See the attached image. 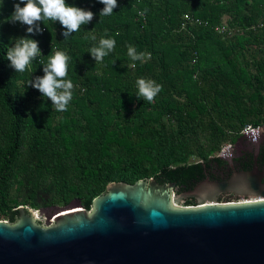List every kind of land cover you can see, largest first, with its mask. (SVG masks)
Returning <instances> with one entry per match:
<instances>
[{
    "label": "trees",
    "instance_id": "16d2710c",
    "mask_svg": "<svg viewBox=\"0 0 264 264\" xmlns=\"http://www.w3.org/2000/svg\"><path fill=\"white\" fill-rule=\"evenodd\" d=\"M66 2L93 20L66 40L58 21H43L28 37L43 57L23 73L6 59L27 35L5 22L19 0L0 7V221L12 224L21 206L90 211L111 183L216 159L244 126L264 128V0H117L102 17L98 0ZM101 38L115 47L95 62L89 50ZM129 46L144 57L133 60ZM51 49L71 57L65 111L27 85ZM140 78L162 85L152 102L137 98Z\"/></svg>",
    "mask_w": 264,
    "mask_h": 264
},
{
    "label": "water",
    "instance_id": "95a60500",
    "mask_svg": "<svg viewBox=\"0 0 264 264\" xmlns=\"http://www.w3.org/2000/svg\"><path fill=\"white\" fill-rule=\"evenodd\" d=\"M92 209H55L46 227L19 207L0 221V264H264V128L216 159L111 183Z\"/></svg>",
    "mask_w": 264,
    "mask_h": 264
},
{
    "label": "clouds",
    "instance_id": "9594fccd",
    "mask_svg": "<svg viewBox=\"0 0 264 264\" xmlns=\"http://www.w3.org/2000/svg\"><path fill=\"white\" fill-rule=\"evenodd\" d=\"M104 7L100 11V17L113 14V10L118 7L117 0H98ZM21 4L24 6L21 7ZM3 0H0V7ZM94 13L80 7L69 5L66 0H19L14 5V11L5 22L13 24L19 22L27 27L25 37L16 38L13 45L6 49V59L10 62V67L16 73H23L29 69L32 61L37 57H43L38 41L28 38L29 36L42 34L41 25L45 20L59 22L65 29L61 34L64 40L68 39L74 32L80 30L82 25L89 24ZM95 40V36L92 37ZM115 40L111 38H101L98 46L89 50V54L100 62L105 56L114 50ZM47 63L43 66V76L30 79L27 85L38 90L43 97L51 100L56 111H65L73 96L74 84L67 79L68 63L71 57L66 50H52ZM128 54L133 60H140L144 53L136 54L135 49L129 46ZM150 55V54H149ZM138 85L137 98L143 97L148 102H152L154 97L162 90V85L151 79L140 78L136 81Z\"/></svg>",
    "mask_w": 264,
    "mask_h": 264
},
{
    "label": "rangeland",
    "instance_id": "374dc122",
    "mask_svg": "<svg viewBox=\"0 0 264 264\" xmlns=\"http://www.w3.org/2000/svg\"><path fill=\"white\" fill-rule=\"evenodd\" d=\"M263 200V199H262ZM255 201V200H254ZM253 201H246V202H234V203H225V204H219V203H209V204H217V205H228V204H231V205H240V204H245V203H252ZM206 204V203H204ZM202 204V205H204ZM172 206L175 208V209H185L187 207H181V206H176L174 204H172ZM93 211V209H91L90 211H87L88 214H91ZM53 211H46V210H41V213H34L33 214V217H32V220L35 224H38L39 226H46V227H50V226H53L55 225V219L53 216ZM5 223L7 224H10L8 221H4Z\"/></svg>",
    "mask_w": 264,
    "mask_h": 264
},
{
    "label": "built area",
    "instance_id": "2783aa9c",
    "mask_svg": "<svg viewBox=\"0 0 264 264\" xmlns=\"http://www.w3.org/2000/svg\"><path fill=\"white\" fill-rule=\"evenodd\" d=\"M198 24H200L199 22H198ZM216 30H220V31H225V28L224 27H216L215 28ZM41 50V53H42V56H43V49H40ZM39 58H41V57H38V59ZM261 128H263V127H261V126H252V125H246V126H244V128L242 129V131H241V135H242V137L244 136V135H246V134H249V133H251V132H253V131H256V130H258V129H261ZM233 145L232 144H225L222 148H221V150H220V152L217 154V157L218 156H220L222 153H224L226 150H228L230 147H232Z\"/></svg>",
    "mask_w": 264,
    "mask_h": 264
}]
</instances>
